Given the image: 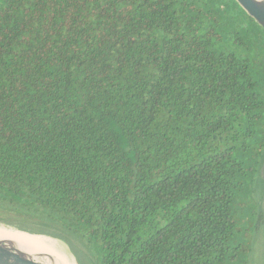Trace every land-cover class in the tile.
<instances>
[{"label": "trees", "instance_id": "16d2710c", "mask_svg": "<svg viewBox=\"0 0 264 264\" xmlns=\"http://www.w3.org/2000/svg\"><path fill=\"white\" fill-rule=\"evenodd\" d=\"M263 161L234 0H0V226L92 264H264Z\"/></svg>", "mask_w": 264, "mask_h": 264}, {"label": "water", "instance_id": "95a60500", "mask_svg": "<svg viewBox=\"0 0 264 264\" xmlns=\"http://www.w3.org/2000/svg\"><path fill=\"white\" fill-rule=\"evenodd\" d=\"M264 29V0H234ZM264 172V161L261 173ZM16 231V230H14ZM19 233H24L16 231ZM27 234V233H24ZM30 236H35L28 234ZM50 238V237H49ZM0 264H59L48 252L20 238L0 236Z\"/></svg>", "mask_w": 264, "mask_h": 264}, {"label": "bare ground", "instance_id": "6f19581e", "mask_svg": "<svg viewBox=\"0 0 264 264\" xmlns=\"http://www.w3.org/2000/svg\"><path fill=\"white\" fill-rule=\"evenodd\" d=\"M0 236L8 238H20L24 241L32 243L42 251L51 254V256H53V258H55L56 262L59 264H76L71 255L67 252L65 245L57 239L46 236H30L28 234L19 233L3 226H0Z\"/></svg>", "mask_w": 264, "mask_h": 264}, {"label": "rangeland", "instance_id": "374dc122", "mask_svg": "<svg viewBox=\"0 0 264 264\" xmlns=\"http://www.w3.org/2000/svg\"><path fill=\"white\" fill-rule=\"evenodd\" d=\"M64 245L65 248L67 250V252L71 255V257L74 259V261L76 262V264H92L88 261V255L91 256L90 251L89 250H84L82 248H78L75 245H71V250L69 248V246L67 245V243H65L64 241L60 240ZM76 249V250H75ZM260 253L259 250H257V253L255 255V264H260Z\"/></svg>", "mask_w": 264, "mask_h": 264}]
</instances>
